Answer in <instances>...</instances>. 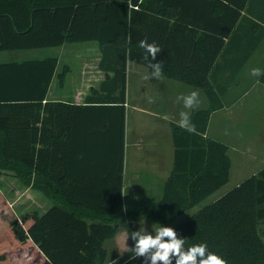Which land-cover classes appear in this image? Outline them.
I'll return each mask as SVG.
<instances>
[{
	"label": "trees",
	"instance_id": "1",
	"mask_svg": "<svg viewBox=\"0 0 264 264\" xmlns=\"http://www.w3.org/2000/svg\"><path fill=\"white\" fill-rule=\"evenodd\" d=\"M246 2L0 0V52L95 41L105 74L77 103L51 96L77 61L53 55L0 62V222L8 224L0 264H105V242L130 216L170 225L186 248L206 243L227 264H264V168L200 207L231 178L229 146L207 136L211 114L222 108L208 71ZM210 29L220 36L212 37L216 46L202 64L199 41ZM145 39L162 49L155 61L144 59ZM129 61L162 62L166 77L202 88L211 101L192 114L196 133L172 123L175 156L164 195L138 213L124 199ZM6 176L37 205L23 203L24 212L13 213Z\"/></svg>",
	"mask_w": 264,
	"mask_h": 264
},
{
	"label": "crops",
	"instance_id": "2",
	"mask_svg": "<svg viewBox=\"0 0 264 264\" xmlns=\"http://www.w3.org/2000/svg\"><path fill=\"white\" fill-rule=\"evenodd\" d=\"M196 10L198 11L200 8L196 7ZM241 13L237 24L229 34L224 36V45L216 56L213 66L208 71V77L217 93L224 94L227 92L220 90L222 84L227 86L225 88L231 94L252 93L260 87L264 90L263 84L260 82L261 76L251 75L253 68H259L261 72H264V0H247ZM216 23L214 20L212 25H216ZM193 29L199 34L207 31L198 26H194ZM206 33L211 36L199 41V53L203 56L200 60L202 64L204 58L210 56L216 46L213 38L220 36L217 31L212 29ZM63 46H66L64 48L69 52H66L62 58H65L66 62L77 61L78 64L72 65L71 73L63 88L54 84L51 96L63 99L72 97L77 103H83L91 88L98 87L105 79V74L97 68L100 59L99 44L92 41L90 44L84 45L81 48L86 50L82 53H74L73 51L79 49V47H75L73 44ZM56 53L54 55L59 57L58 52ZM46 56L53 55L41 54L38 58ZM27 58L30 57L21 59ZM151 71L149 67L141 64L132 61L128 63L124 199L129 196L133 201L132 203L136 205L144 200L149 204L150 202L159 201L164 195V183L172 173L175 156L171 126L172 123L178 124L181 111H187L184 109L182 102H177V97L188 95L192 91H198L200 103L197 108L191 111V121L192 114L195 111L207 110L211 107V101L202 88L168 78L164 74L159 80L155 78L145 79V77H150ZM131 85L136 89L133 97H128ZM149 97L154 99V103H148ZM217 111L211 114L208 128H210L212 117ZM207 136L210 137L209 129ZM259 154V157H264V152H259ZM231 158V178L233 175L239 178L242 172L249 168L244 162L248 161L250 163L254 160L250 157L245 159V157L240 156L239 158L244 162L234 164V159L232 156ZM250 168L252 169L249 170L248 177L261 171L264 168V161L262 166L251 167L250 164ZM247 178H241L242 180L238 181L232 189L239 186ZM217 192L204 202L208 203ZM220 196L215 197L212 201ZM137 217L139 216H135L132 220ZM167 226L171 227L170 225ZM120 230L121 232L114 238L105 242L108 250L107 261L112 264L113 262L115 264H126L131 260V256L123 258V254L126 252L125 241L127 234H130V232ZM126 245L129 248L134 246V241H132L130 235Z\"/></svg>",
	"mask_w": 264,
	"mask_h": 264
},
{
	"label": "rangeland",
	"instance_id": "3",
	"mask_svg": "<svg viewBox=\"0 0 264 264\" xmlns=\"http://www.w3.org/2000/svg\"><path fill=\"white\" fill-rule=\"evenodd\" d=\"M75 47H79V49H75L73 51L74 53L77 52H84L86 49L81 48L84 45L90 44V42H79V43H72ZM73 46V47H74ZM66 46L62 47H56V48H42V49H33V50H24V51H4L0 52V62H6V61H21L25 57L30 58H38L41 54L43 55H54L58 52L59 57H63L64 54L67 51ZM72 47V48H73ZM74 49V48H73ZM91 50V48H89ZM92 51V50H91ZM29 59V58H27ZM132 81V79H131ZM227 86L225 84H222L221 89L224 94L218 93V96L220 98L222 108L218 109L216 114L212 117V120L210 122V128L209 129V135L212 139L218 140L230 148L231 156L234 159V164L244 162L242 159H240V156H243L246 158L250 157L252 162H244V164H247L249 166L248 169L244 170L239 178H237L235 175L232 176L231 181L226 184L224 187H222L221 190L217 192V194L211 198L209 202H211L215 197L222 196L225 192L232 189V187L236 186L238 181L240 182L241 178H247L249 176V170L252 166H262L264 157H259V152H264V90L262 87H260L257 91H253L252 93L247 94H231L229 90H226ZM264 87V84H263ZM136 87H133L132 85L129 88L128 91V97H133V93L135 91ZM133 114V111H132ZM130 122V117H129ZM208 132V131H207ZM239 158V159H238ZM249 160V159H248ZM236 168V165H235ZM232 170V168H231ZM2 181L3 178H0ZM7 180V188H6V194L7 198L10 201L11 204L13 201H15L14 208L12 212L16 213L17 215H20L21 211V204L24 206H28L31 209L35 205H37V199L29 200L27 198V194L24 192H21V186L18 187L17 183L14 181V178L11 176H6ZM10 187L13 189L10 191ZM20 188V189H19ZM4 190V189H3ZM9 191V192H8ZM8 192V193H7ZM126 207L129 211L133 212H142L149 208L150 204L146 202L145 200L140 202L139 204L132 203L130 197L127 196L126 199ZM206 202L202 203L200 205L204 206L208 204ZM12 206V205H11ZM200 207L195 208L190 214L197 211ZM26 209V208H25ZM145 226L147 231L149 233H152V231L156 228L162 225L161 223H157L154 220H150L146 217L139 216L135 218L134 220L126 218L122 220L121 222V229L122 231L127 232H133L139 229L141 225ZM263 231H264V225H262ZM8 229V224L5 220H1L0 222V236L6 235ZM121 232V230H120ZM154 234V233H153ZM264 238V237H263ZM122 256V255H121ZM123 258H128L131 256V253L125 252L123 254ZM137 264H140V258H137ZM110 261H107L106 264H112L109 263Z\"/></svg>",
	"mask_w": 264,
	"mask_h": 264
},
{
	"label": "clouds",
	"instance_id": "4",
	"mask_svg": "<svg viewBox=\"0 0 264 264\" xmlns=\"http://www.w3.org/2000/svg\"><path fill=\"white\" fill-rule=\"evenodd\" d=\"M132 7V5H128ZM140 48L145 50L146 61L151 58L155 61L158 53L162 49L155 42L149 43L146 39L140 41ZM149 62L148 67L152 70L150 77L145 79L162 78V62ZM251 75L261 76L259 68H253ZM177 102H182L184 109L179 113L178 126L189 133H196L197 129L191 122V111L199 106V93L192 91L188 95H180L177 97ZM148 103H154V99L149 97ZM126 210V207H125ZM154 233V234H153ZM134 241V246L129 248L126 245L128 237ZM125 241L126 252L131 253V259L143 258L144 264H227V261L221 256L208 250L206 243L185 247L186 239L178 238L177 232L172 227L159 225L152 233H149L144 224L138 230L127 234ZM115 264V262H113Z\"/></svg>",
	"mask_w": 264,
	"mask_h": 264
}]
</instances>
